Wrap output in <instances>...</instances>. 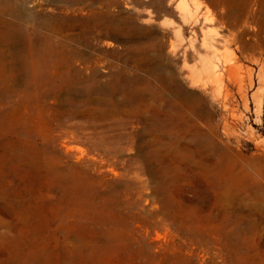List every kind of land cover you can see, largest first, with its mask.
I'll return each mask as SVG.
<instances>
[{
  "label": "rangeland",
  "instance_id": "rangeland-1",
  "mask_svg": "<svg viewBox=\"0 0 264 264\" xmlns=\"http://www.w3.org/2000/svg\"><path fill=\"white\" fill-rule=\"evenodd\" d=\"M0 264H264V0H0Z\"/></svg>",
  "mask_w": 264,
  "mask_h": 264
},
{
  "label": "bare ground",
  "instance_id": "bare-ground-1",
  "mask_svg": "<svg viewBox=\"0 0 264 264\" xmlns=\"http://www.w3.org/2000/svg\"><path fill=\"white\" fill-rule=\"evenodd\" d=\"M217 7L219 6V4L218 3H216L215 4ZM235 65H232V67H231V72L230 73H232L234 70H235V72H236V66L234 67ZM230 68V67H229ZM230 70V69H229ZM238 75V74H237ZM238 77L239 76H237V80H238ZM235 79H236V77H235ZM252 81H253V76H252ZM237 80L235 81V82H237ZM239 82V81H238ZM239 85V84H238ZM240 86H242V85H240ZM241 89V88H240ZM242 91V90H241ZM243 96V95H242ZM244 98V97H243ZM242 98V99H243ZM254 98V97H253ZM246 100V99H245ZM168 108H169V103H167V108H166V111H167V113H168ZM193 109V108H192ZM167 118H166V147L168 148V146H169V138H170V135H169V124H170V120H169V118H168V114H167V116H166ZM208 139H207V135H206V133H204V134H202V135H200V137L197 139V140H194V141H188L190 144H184L185 146H180L181 148L179 149V151H180V153H181V155L183 156V157H185L188 153H190L191 154V158H193V156L195 155V153H196V150L198 149V147H200L201 145H202V147H208L207 145H205V143H207L206 141H207ZM204 145V146H203ZM185 155V156H184ZM185 160V159H184Z\"/></svg>",
  "mask_w": 264,
  "mask_h": 264
}]
</instances>
